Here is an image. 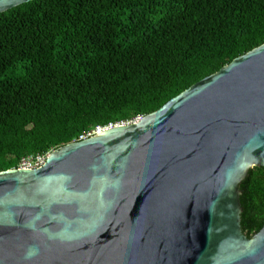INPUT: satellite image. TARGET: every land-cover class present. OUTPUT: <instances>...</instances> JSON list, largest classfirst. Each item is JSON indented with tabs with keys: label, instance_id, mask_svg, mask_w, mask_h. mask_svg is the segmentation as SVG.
<instances>
[{
	"label": "water",
	"instance_id": "1",
	"mask_svg": "<svg viewBox=\"0 0 264 264\" xmlns=\"http://www.w3.org/2000/svg\"><path fill=\"white\" fill-rule=\"evenodd\" d=\"M253 167L264 174V43L40 167L0 171V264H264V225L240 229Z\"/></svg>",
	"mask_w": 264,
	"mask_h": 264
},
{
	"label": "trees",
	"instance_id": "2",
	"mask_svg": "<svg viewBox=\"0 0 264 264\" xmlns=\"http://www.w3.org/2000/svg\"><path fill=\"white\" fill-rule=\"evenodd\" d=\"M264 43V0H32L0 13V171L129 123ZM264 225V174L239 184Z\"/></svg>",
	"mask_w": 264,
	"mask_h": 264
},
{
	"label": "built area",
	"instance_id": "3",
	"mask_svg": "<svg viewBox=\"0 0 264 264\" xmlns=\"http://www.w3.org/2000/svg\"><path fill=\"white\" fill-rule=\"evenodd\" d=\"M89 135L90 134L80 137V139H84L88 137ZM44 157L45 156L36 155L33 157L30 156V157L23 158L20 160L17 168L33 169V168L40 167L44 161Z\"/></svg>",
	"mask_w": 264,
	"mask_h": 264
}]
</instances>
